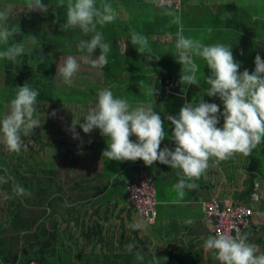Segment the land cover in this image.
Listing matches in <instances>:
<instances>
[{
  "label": "crops",
  "instance_id": "0c3cea01",
  "mask_svg": "<svg viewBox=\"0 0 264 264\" xmlns=\"http://www.w3.org/2000/svg\"><path fill=\"white\" fill-rule=\"evenodd\" d=\"M158 1L103 0L113 6L117 16L113 22L99 26L98 31L110 46L106 66L118 63L120 71L128 73L125 75L127 80L136 78L134 82H138V88L142 89L139 93L127 94L128 103L132 108L143 106L156 111L164 121L166 132L160 148L174 149L171 139L174 126L167 120L168 115L178 116L185 103H196L201 99H210L208 103L219 107L222 105L218 96L204 94L208 87L204 77L210 76L211 72L202 58L193 57L199 67L196 73L199 86L181 85V74L169 68V62H177V31L182 27L185 37L198 39L205 45L220 43L231 46L233 57L240 64V72L247 69L251 74L255 70L256 55L264 60V0H182L181 10L160 7ZM51 2L48 12L42 13L26 11L25 0H0V11L11 9L7 21L0 22V25L6 24L10 29L15 27L17 35L24 36L20 41L24 47L29 42L32 49L40 51L45 36L52 34L51 62H61L68 56L77 62L86 60L84 65L91 62L99 55V49L93 54L78 50L79 42L90 40L91 33L85 35L76 28L74 38L55 41L56 33L69 30H57L55 27L54 5L58 0ZM62 13H66V8ZM176 16L180 18V25L172 22ZM228 16L230 18L226 19ZM50 20L49 27L47 23ZM130 30L148 39L150 54L138 53L130 42ZM160 36H169L171 40L159 42L156 38ZM7 46H10L9 42L8 45L0 44V50ZM41 54H38L39 58ZM158 56L157 60L155 57ZM122 62L130 64L121 68ZM4 67L1 72L5 78ZM142 79L147 81L144 85L140 82ZM150 79H153L152 84H148ZM169 84L179 95L163 93L162 88ZM4 88L8 89L5 81ZM5 95L3 116L10 111L9 102L15 97L10 91ZM72 104L81 108L86 116L90 110L88 107H95L96 103ZM61 112L62 109L51 112L39 106L34 116L41 121V126L35 128L29 137H24V145L18 153L9 151L0 142V226H10L15 220L24 223L30 217L38 222L41 217H47L42 222V241L44 244L53 237L54 253L52 258L39 254L37 258H42L40 264H53L56 259L59 264H79L78 260L83 264H219L214 254L203 248L204 241L211 235L205 224L203 203L213 198L243 202L238 195L246 190L248 180L264 179V175L254 167L256 158L264 157V142L248 156L236 153L220 163L210 160L206 173L194 181L197 187L185 189L183 199L172 203L177 199V194L171 189L180 179L179 169L159 162L146 166L141 160H107L102 156L106 149H102L105 137L99 129H96L95 140L93 131L83 133L81 140H62L58 124ZM62 146H68L66 150L69 152L62 151ZM62 152L69 156L68 168L64 171L60 160ZM140 166L156 179L158 216L151 225L143 221L131 206L125 185V180L132 177ZM62 173L69 180L64 187H61ZM29 180L30 184H26ZM117 183L124 190L114 187ZM36 184L41 188L35 191ZM17 186L24 189V195L14 191ZM255 193L254 189L250 204L255 202ZM261 199L258 204H253L255 216L250 231L254 234H248L247 239L264 252V196ZM18 212L20 214H16ZM37 243L39 251L40 242ZM129 244L133 245L131 251L127 248ZM59 247L65 251H60L57 258ZM137 254L143 259H138Z\"/></svg>",
  "mask_w": 264,
  "mask_h": 264
},
{
  "label": "clouds",
  "instance_id": "9594fccd",
  "mask_svg": "<svg viewBox=\"0 0 264 264\" xmlns=\"http://www.w3.org/2000/svg\"><path fill=\"white\" fill-rule=\"evenodd\" d=\"M61 7H66V20L61 30L78 27L85 35L94 33L90 40L79 42L78 50L93 54L99 49V55L91 61L92 65L106 66L110 46L104 42L97 26L102 27L116 19L113 6L103 0L99 4L97 0H58L54 14L55 9ZM25 8L28 12L47 13L49 5L43 0H25ZM10 12L11 9L0 11V22H6ZM172 22L177 25L181 23L178 16ZM130 31V42L138 53L150 54L148 39L135 30ZM17 34L15 27L10 29L6 24L0 25V44L8 45L9 40ZM175 49V58L182 65L181 85L199 86L196 75L199 67L193 57L202 58L211 72L210 76L204 77L208 85L204 94L218 96L223 102V112H220L217 104L202 99L196 103H185L178 116H167L174 126L171 135L174 149H161V142L166 137L161 116L151 108H132L126 99L117 98L109 88H104L97 94L95 107L83 117V123L81 119H73L69 130L73 138H79L75 132L77 125L85 134L99 129L106 138L107 147L102 156L107 160H141L146 166L159 162L179 169L177 174L180 179L171 189L177 194V199L172 203H179L185 189L197 187L194 181L206 173L210 160L220 163L236 153L248 156L264 142V60L257 54L255 70L251 74L247 69L240 72V64L235 61L231 46L220 43L205 45L198 39L185 37L182 27L176 33ZM22 53L24 45L15 43L0 50V58L16 61ZM155 58L158 60L160 56ZM78 70L79 64L72 56H68L57 68L65 83H71ZM38 95V91L27 83L18 87L10 101V111L0 118V142L11 152H20L24 137H29L35 128L41 126V121L34 117ZM221 116L223 126L217 127ZM132 136L137 138L136 142L130 139ZM14 191L24 195V189L20 186ZM132 247L131 244L127 245L129 251ZM203 248L212 252L219 264H264V252H260L257 245L249 243L247 236L239 232L232 236L218 231L215 236L207 237ZM137 258L143 259L139 254Z\"/></svg>",
  "mask_w": 264,
  "mask_h": 264
},
{
  "label": "rangeland",
  "instance_id": "374dc122",
  "mask_svg": "<svg viewBox=\"0 0 264 264\" xmlns=\"http://www.w3.org/2000/svg\"><path fill=\"white\" fill-rule=\"evenodd\" d=\"M28 45H26L27 47ZM27 50V49H26ZM113 53V52H112ZM66 59H64L61 62H47V65H45V62H39L38 64L35 62L34 64H29V68L30 70H32V73H36L38 71V65L41 63V65L39 66L40 69L43 70V67H46L47 70L45 69V71L47 72V79H43L42 81V86L43 89L40 90V94L37 97L36 103L34 105L35 109L40 108L43 106L46 108V110L49 111H58V109H62L63 112H61L58 124H59V129L61 131V138L62 140H69V142H72L73 138V133L69 130L70 126H71V122L73 121V119L75 120H80L81 123H83V117L85 116L84 114H86L85 112L82 111L81 108H77L76 105H73L72 103H86V102H92V103H97V94L100 90L104 89V88H109L115 97L117 98H124L126 100H129L128 98H126L125 96H127V94L129 93H134V92H141L142 89H139L138 87L140 86L138 82H134V79L130 77V80L128 81L127 76L125 77L126 74H123L120 71V65L118 63H115L114 65H108L106 66L104 69H102L101 67H93L92 62H87L86 65H84V63L86 62V60L82 59V61H78L79 64V70L75 73V75L73 76L71 83H65L63 78L61 77V75L58 73L57 68L63 64V62ZM6 60L0 58V118H2L3 113H4V108L6 107L5 104V99H6V95L5 93H9V91L15 96L16 94V88H12V87H8L7 90H5L4 88V81L5 78L1 72V69L3 66H5ZM123 65H121V68H125L126 66H129V62H122ZM166 63V62H165ZM178 63V64H177ZM161 64H159L160 66ZM165 64L163 63L164 67ZM169 68L171 69H175V71L179 72L181 74V68L182 65L179 62H169L168 63ZM5 68V67H4ZM20 68V67H19ZM20 71L22 72V75L20 76V78L18 79L20 82V85L17 86H23L25 83H27L33 90H35V88L33 87V82H29L28 83V79L29 76L28 74H26L27 72L25 71V68H20ZM13 74L16 73V71L14 70L12 72ZM25 75L27 77V79L25 78ZM144 76H140V78ZM198 77V76H197ZM200 77V74H199ZM150 83L148 84H152L153 79L149 80ZM140 82L142 83V85H144V83H146L147 81L145 79L140 80ZM195 86V85H194ZM191 91H195V90H191ZM176 93V92H174ZM177 95H179L178 93H176ZM171 96V95H170ZM42 97V99H41ZM49 97L51 99L50 102H47L46 100L44 101V98ZM8 98V97H7ZM14 98V97H13ZM9 100V99H8ZM204 102H209L210 99H204ZM10 103V102H9ZM222 105L220 106V110L223 111V102L221 101ZM76 108L78 109L76 111ZM88 108H93V107H88ZM6 109V108H5ZM36 116V115H35ZM34 116V117H35ZM50 117V116H49ZM223 126V117H220L219 123L217 125V127ZM75 132L78 133V137L77 139H80L83 137V131L82 129H80L79 125L76 126L75 128ZM94 132V137L93 139L95 140V134H96V129L93 130ZM98 133V132H97ZM136 137L132 136L130 139L134 142V139ZM67 142V141H66ZM75 142V141H73ZM104 142H105V146H102V149L107 147V143H106V138H104ZM62 151L68 149V146H62ZM96 151H99L96 150ZM94 150V152H96ZM64 153V152H62ZM68 154L64 153L61 155V169L67 170L68 168ZM256 166H254L256 168V170H259L260 173H262V175H264V157H257L256 160ZM55 168H56V164H55ZM63 174V173H62ZM16 174H14V178H15ZM111 176H113V173H111ZM68 178L64 176V174L62 175V180H61V187L65 186V183H67L69 180H67ZM120 182V179L118 180ZM37 182V181H36ZM29 183L30 181H26V184ZM56 185V184H55ZM54 185V186H55ZM156 185V184H155ZM47 184H45V188H46ZM58 187V185H57ZM114 187H117L118 189H122L123 187L117 183ZM37 188H41L40 185H35L34 186V190L36 191ZM157 189V186H156ZM41 190V189H40ZM124 190V188H123ZM49 208L51 209V206H49ZM48 208V215L50 214ZM203 209V206H202ZM39 222V221H38ZM37 232L41 231V225L36 227ZM60 251H65L64 249L59 247L58 252H56V256L57 258L60 256L58 253ZM54 253V252H53ZM53 253L50 255V258H52ZM38 257V256H37ZM42 259V258H41ZM55 261V260H53ZM59 260L56 259V261L53 264H59L58 263ZM61 263V262H60ZM79 264H83L82 260H78ZM0 264H10L7 262H4L1 260L0 258Z\"/></svg>",
  "mask_w": 264,
  "mask_h": 264
},
{
  "label": "trees",
  "instance_id": "16d2710c",
  "mask_svg": "<svg viewBox=\"0 0 264 264\" xmlns=\"http://www.w3.org/2000/svg\"><path fill=\"white\" fill-rule=\"evenodd\" d=\"M46 5H52L51 0H45ZM55 4V3H54ZM57 4V3H56ZM55 4V5H56ZM97 4H99V1L97 0ZM54 5V6H55ZM63 8L66 7H61L55 9V27L58 29H61L62 24L66 20L65 14L62 13ZM48 26H51V20L50 23H47ZM76 28H70L68 29L69 31H65L64 33H56L55 34V41L57 42L58 39H70L74 38L73 34H76L74 31ZM77 29H79L77 27ZM99 29V25L97 26V31ZM67 30V29H65ZM81 30V29H79ZM78 34V33H77ZM92 36L94 33H91ZM91 36V35H90ZM77 37V36H75ZM24 40V36H18L15 35L9 40L10 45L15 44V43H20V41ZM28 43L27 47H24V53H22L20 56L17 57L16 61H10L6 60L5 64V84L8 87L16 88L18 90L17 85H20V82L18 84L17 81L22 75V72L20 71V68H25V71L28 74L29 82H33V87L35 88L36 91L40 94V90L43 89L42 86V80L47 79V70L46 67H43V70L40 69L41 63L38 65V71L36 73H32L29 68V64H34L35 62L38 64L39 62H45V65H47V62H51L50 59V54H51V46H52V34H48L44 38V42L42 45V50H36L34 47L29 45ZM26 48H28L26 50ZM31 48V49H30ZM57 51V50H55ZM43 53V54H41ZM41 54L42 57L39 58V55ZM20 67V68H19ZM16 71V73H12L13 71ZM25 78L27 79L26 75ZM166 88V87H165ZM163 93H165V89L163 90ZM42 99V97H41ZM43 100V99H42ZM50 102L51 99L49 97L44 98V101ZM80 103V102H78ZM65 152H69V150H66ZM30 181V180H29ZM255 183L253 182V179H249L247 183V188L246 190L238 195V199L246 202L248 204L251 203L253 200V192L255 189ZM252 198V199H251ZM20 214V212L16 213ZM47 214V212L45 213ZM49 217V215H48ZM47 218V217H46ZM46 218L41 217V220L39 222H36V220H32L31 217L29 220H26L24 223H21V221L15 220L14 224L11 223L10 226H0V258L2 261L14 264L18 258V255L22 252L24 255V262H28L31 259H35L39 264L42 262V259L37 258L39 254H45L48 257L53 253V237H50L49 241L43 244V238L44 236L41 235V231L37 232L36 227L41 225L42 229V222ZM39 238V239H38ZM37 241L40 242V252L37 250L38 249V243Z\"/></svg>",
  "mask_w": 264,
  "mask_h": 264
},
{
  "label": "built area",
  "instance_id": "2783aa9c",
  "mask_svg": "<svg viewBox=\"0 0 264 264\" xmlns=\"http://www.w3.org/2000/svg\"><path fill=\"white\" fill-rule=\"evenodd\" d=\"M160 7L174 8L181 10L182 0H159L157 3ZM159 42L169 41L171 37L160 36L156 38ZM166 94H175L172 90V85L169 84L165 88ZM255 202H261V197L264 196V179L255 178ZM125 185L128 191L129 201L131 206L136 210L137 214L147 224H154L157 220V199L156 186L152 176L147 170L140 166L134 175L125 180ZM253 204L238 202L234 199H218L213 198L203 203L204 220L207 228L212 236L222 232L235 236L237 232L241 235L251 234L255 209ZM249 232V233H248ZM249 242V241H248ZM14 264H39L35 259H31L27 263L24 262V255L21 252Z\"/></svg>",
  "mask_w": 264,
  "mask_h": 264
},
{
  "label": "water",
  "instance_id": "95a60500",
  "mask_svg": "<svg viewBox=\"0 0 264 264\" xmlns=\"http://www.w3.org/2000/svg\"><path fill=\"white\" fill-rule=\"evenodd\" d=\"M162 90H164V88H162ZM156 179H154V181H155Z\"/></svg>",
  "mask_w": 264,
  "mask_h": 264
}]
</instances>
